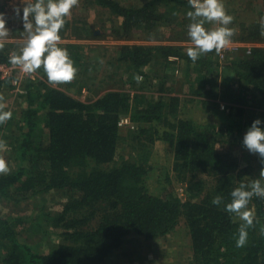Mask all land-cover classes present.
Instances as JSON below:
<instances>
[{"label":"trees","instance_id":"obj_1","mask_svg":"<svg viewBox=\"0 0 264 264\" xmlns=\"http://www.w3.org/2000/svg\"><path fill=\"white\" fill-rule=\"evenodd\" d=\"M95 4L121 19L112 26L117 41L133 42L136 32L146 34V41H191L187 34L191 22L181 19L193 10L188 0H147L132 7L118 0H95ZM260 18L243 23L240 37H232L264 42ZM198 19L206 31H212L209 21ZM162 27L170 30L169 39H164ZM18 30L10 37H21L15 34ZM61 30V39L100 37L87 23L80 34L71 21H65ZM18 43V39L2 43L0 63L10 65L12 55L20 56ZM58 45L67 49L77 74L66 89L54 87L42 64L35 72L45 77L24 83L25 93L19 96L24 105L0 124V140L5 141V152L11 153L9 172L0 174V203H20L51 191L62 193L67 200L61 210L42 214L59 242L48 252L37 250L23 236L30 218L5 217L0 212V264H106L132 237H166L182 219L191 238L189 264H264V198L254 196L245 209L252 212L254 224L247 229L244 247L236 246L244 221L225 211L236 188L245 185L244 190L250 191L257 180L264 187L260 176L264 158L254 168L243 165L235 152L218 148L230 143L228 139L239 140L254 120L264 122V46H256L251 55H238L223 67L226 77L221 78L214 51L194 63L181 46L124 43L116 51L118 62L127 66L131 76L127 90L118 73L115 78L94 74L89 84L90 72L98 64L92 65V57L78 45ZM171 55L186 63V77L195 73L196 82L189 81L190 91L185 95L210 109L219 118L218 125L183 116L179 91L170 89L168 76L163 77ZM156 66L162 67V77L156 72L159 95L150 98L143 91L153 92L155 85L145 69L151 72ZM136 76H142V81L137 83ZM7 84L0 83V93ZM69 84L78 86V93L98 86L97 95L83 101L70 93ZM123 117L131 121L126 133L120 126ZM260 127L264 129V123ZM123 142L131 147L127 157L121 153ZM158 142L173 157L159 195L149 186L151 158ZM174 183L184 187L183 197L176 194ZM217 196L220 203L214 205Z\"/></svg>","mask_w":264,"mask_h":264},{"label":"rangeland","instance_id":"obj_2","mask_svg":"<svg viewBox=\"0 0 264 264\" xmlns=\"http://www.w3.org/2000/svg\"><path fill=\"white\" fill-rule=\"evenodd\" d=\"M122 5L125 6H137L139 2L137 0H120ZM36 3V0H4L1 3V11L0 13L4 14V18L6 20V28L8 30V35L6 37L0 38V43L3 42H10V41H19L18 44H20L22 47H19V55H22L23 52V46L27 41L29 40V32L25 30L24 28V20H23V8L28 4H34ZM48 3V0H44V6L46 7ZM222 3L224 5V8L228 15H231L233 17V25L232 29L234 30L233 36L240 37V27L243 23H250L252 21H258L260 17H264V0H222ZM250 4V5H249ZM16 9H19V15L16 14ZM186 18L190 22H198L202 21L200 19H196L195 21H191L187 17V13L185 15H181L182 18ZM65 21H71L72 27L74 28V31L78 34L81 33V28H84L85 23L89 24V27H91L92 31L98 30L100 37L89 39L88 41H95L91 45H98L102 42H110L108 43L110 47V51L108 48H100V50H96L92 53H87L85 50H83L86 55H90L92 57V65L98 64L101 68L97 70V67H93L90 74H91V80L89 81V84H92L94 81V74L101 75L104 73V75L109 74L120 76L122 74V77L120 78L122 82H120L122 85H126L127 90H129V75L128 68L123 63L118 62V54L117 49L118 45H115L111 43L115 40V35L113 34L112 26L119 25L121 23V19L115 17L111 11L109 12L108 9L102 8L95 4V0H79L78 5L73 7L71 9V13L69 16L64 18ZM29 22L32 23V33H35L36 25L35 20L33 16H29L28 18ZM210 28L213 30H216L221 25L218 22H209ZM185 26V25H184ZM14 29H20V31H16L15 34L17 36H21L19 38L16 37H10L12 34V31ZM180 31L184 29V27H177ZM182 29V30H181ZM62 31V30H61ZM163 32L165 37L164 39H169V29L167 28H161V31ZM84 33V32H83ZM26 36V37H23ZM147 37L146 34H142L140 32L135 33V40L133 42H123V43H143L148 42L145 40ZM162 37V36H160ZM70 38V37H68ZM94 38V39H93ZM87 40H84L83 44L88 42ZM157 42L156 45H173V46H181L184 49H188L189 47H194L193 44L190 46L187 44H184L183 42H186L188 44L192 43L191 41H153ZM89 44V43H88ZM261 44H264L262 42ZM89 46V45H88ZM86 48V47H84ZM108 50V51H107ZM115 50V51H114ZM113 51V52H111ZM213 55L216 58L215 51L213 52ZM237 56H234L228 63H231V61L236 58ZM107 62V64L105 63ZM106 64V68H104L103 64ZM228 63H224L223 67H225ZM124 65V66H123ZM170 66H164L165 74L163 73V77L166 75L168 76L167 83L169 84L168 87L170 89H176L179 91V96L182 98V104H181V113L183 116L193 119L196 122L200 124H205L208 121H211L218 125L219 118L213 114V112L210 109L203 108V105H201L198 101H191L190 95H185L186 92H189V81L190 83L196 82L195 73L193 72L191 77H186V70L187 66L186 63L181 59V64L175 65V64H169ZM123 66V67H122ZM221 68L219 72L217 73V76L222 78L226 77L225 68ZM122 68V69H120ZM179 68V73H176L175 70ZM162 67L156 66L154 70L150 72V68H147L146 71L149 73L150 78L153 79V87L154 90L151 92V89H146L143 91L145 95L152 98L155 96H158L159 93L157 90L159 79L157 78V71H160V75L162 77L161 73ZM40 73V72H39ZM200 75V73L198 74ZM41 78H44L45 75L40 73ZM231 76V75H230ZM229 77V76H228ZM48 79V77H46ZM104 81L107 80V78H103ZM188 80V82H187ZM114 81V79L112 80ZM176 82L178 84H176ZM50 83V82H49ZM54 87H62L63 89H66V86L68 83H65L63 86L62 84H54L51 83ZM11 84L3 85L2 87V95L4 97V100L2 103L5 104L4 111H11L13 114H17L20 108V105H24L22 102L23 99L18 97H14L13 89L10 86ZM158 85V86H157ZM71 86L70 92L75 95L77 98L87 101L89 99L96 97V91L98 90V86L93 87V91H86L82 90L80 93H78V86ZM120 86V85H119ZM176 87V88H175ZM87 89V88H86ZM156 89V90H155ZM88 90V89H87ZM84 91V92H83ZM130 93L133 95L136 93V91L130 90ZM141 93V92H139ZM141 93V94H143ZM125 118V117H123ZM129 125L121 126L122 131L124 133L127 132V127ZM247 130L241 135L239 140L236 139H228L229 142L227 145H221V147H218L220 150L225 151H231L232 153L235 152V155L240 159L241 163L243 165L245 164H251L254 168H257V163L261 160V157L259 154H254L248 151V149L243 144V137L245 135ZM160 142L156 143L154 152L151 158V164L153 166V169L150 173L149 178V186L151 191L154 194H162L165 188V177L167 170L171 169L172 166V155L169 153L168 147ZM131 151V147L126 142H123L121 144V153L128 156L129 152ZM0 156H2L6 162H8L10 158V151L5 152V148L2 149ZM174 190L177 195L180 197L184 196V187L179 185L178 183H174ZM23 197V196H21ZM25 199V198H24ZM67 198L62 193L51 191L46 194H40L32 198H26L25 200L21 201L20 203L15 202H7V203H0V212L5 217L10 216H23L30 218L26 226L24 227V234L23 236L26 237V239L30 240L31 244L35 245V248L37 250H40L42 252H48L51 250L55 245L59 242V237H57L58 234L51 233L49 229V226L42 216L44 213L49 212H58L61 210L63 204L66 202ZM39 220V221H38ZM40 222V225L39 223ZM48 226V227H47ZM49 229V230H47ZM34 230V231H32ZM34 232V233H33ZM192 255V247H191V238L189 234V229L185 223V221L182 219L176 229L167 235L166 237L158 238L156 240H146L142 237H132L127 241L125 246L113 257L108 259L106 264H189L190 257Z\"/></svg>","mask_w":264,"mask_h":264},{"label":"clouds","instance_id":"obj_3","mask_svg":"<svg viewBox=\"0 0 264 264\" xmlns=\"http://www.w3.org/2000/svg\"><path fill=\"white\" fill-rule=\"evenodd\" d=\"M79 0H48L47 6H44V0H36L34 4H28L23 8L24 28L29 32L27 46L23 49L22 55H12L10 63L12 65L22 66L25 73H33L43 64L44 71L47 74L50 83L65 84L70 83L75 78L78 69L74 67V62L66 48L57 47L56 43L60 41V30L65 24V17L69 16L71 9L78 5ZM193 10L187 12V17L191 21L197 18H204L209 22H218L221 26L213 31H206L201 22H191L188 24V37L194 47L187 49V56L192 62H196L202 55L215 51L217 54L231 43V37L234 30L228 27L233 17L228 15L222 0H188ZM19 15V9H16ZM35 20L36 30L32 33L33 25L29 22V16ZM261 35L264 36V17L260 18ZM8 30L4 14L0 13V38L6 37ZM2 47V44H0ZM47 53L46 57L44 54ZM42 57H44L42 59ZM137 83L142 81L141 76L135 77ZM4 97L0 95V124L6 123L12 118L11 111H4L5 104L2 103ZM264 123L260 119L253 121L247 129L243 144L249 152L259 154L264 158V129L260 125ZM5 141L0 140V149L5 147ZM9 167L6 160L0 156V174H7ZM260 176L264 178V169ZM251 190L246 191L245 185H241L232 191V200L225 206L228 213L237 214L244 224L238 230L236 239L237 247H244L247 243V229L253 226L254 217L251 211L245 210L249 201L255 196L264 198V187L259 180L251 184ZM220 203V197L212 200V204Z\"/></svg>","mask_w":264,"mask_h":264},{"label":"built area","instance_id":"obj_4","mask_svg":"<svg viewBox=\"0 0 264 264\" xmlns=\"http://www.w3.org/2000/svg\"><path fill=\"white\" fill-rule=\"evenodd\" d=\"M256 46H264V44L244 42L239 39L231 37V43L227 47L222 49L219 54L215 52L217 61L219 62L220 67L222 68L223 64L228 63L230 59H232L234 56H238L242 53L246 55H251L253 49ZM168 61L171 64H175V65L181 64V58L177 55L169 56ZM175 72L179 73V68H177ZM39 78L41 77L36 72L25 73L22 70V66L20 65H12V64L9 65L5 63H0V83L5 84L6 81L7 83H10L13 88L14 97H18L25 93L24 83L27 82V80L36 81ZM130 124L131 121L128 117L122 118L120 121V126L130 125Z\"/></svg>","mask_w":264,"mask_h":264},{"label":"crops","instance_id":"obj_5","mask_svg":"<svg viewBox=\"0 0 264 264\" xmlns=\"http://www.w3.org/2000/svg\"><path fill=\"white\" fill-rule=\"evenodd\" d=\"M118 1H120V0H118ZM138 2H139V4H137V6H141V5H143L147 0H137ZM121 2V1H120ZM250 5V4H249ZM252 22H254V21H252ZM168 29V28H167ZM170 31V30H169ZM70 37V36H69ZM84 40H87V39H76V38H73V37H70V38H64V39H60V41L59 42H57L56 43V46L58 47L59 45L58 44H74V45H78V46H80L81 48L80 49H83V50H85L88 54L89 53H92V52H95L96 50H100V48H108V50L110 51V47H107V46H109L108 45V43H110V42H102V43H100V44H98V45H91V44H93L95 41H88L87 43H85V44H83V42H84ZM26 43H28V41H27V39H26ZM89 43V44H88ZM111 43H113V44H115V45H118L119 47L122 45V44H124L123 42H120V41H112ZM138 43V42H137ZM156 43L157 42H153V41H148V42H143V43H140L139 42V44H145V45H156ZM184 44H187V45H191L192 43H190V44H188V43H186V42H183ZM158 44V43H157ZM89 45V46H88ZM64 46V45H63ZM84 47H86V48H84ZM119 47H118V49H119ZM107 50V51H108ZM115 51V50H114ZM111 52H113V51H111ZM106 64H107V62H105ZM103 64L104 66V68H106V64ZM100 68H101V66H100ZM146 70V69H145ZM100 71V70H99ZM100 77V76H99ZM88 89V88H87ZM86 88H84L83 90H86V91H89V90H87ZM71 93V92H70ZM72 94V93H71Z\"/></svg>","mask_w":264,"mask_h":264}]
</instances>
